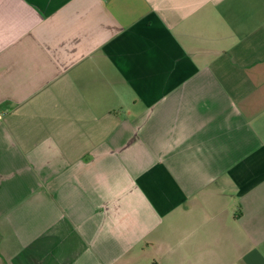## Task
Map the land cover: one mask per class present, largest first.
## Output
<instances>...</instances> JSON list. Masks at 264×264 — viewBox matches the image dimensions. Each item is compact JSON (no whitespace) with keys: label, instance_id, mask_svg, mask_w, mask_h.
Segmentation results:
<instances>
[{"label":"crops","instance_id":"0c3cea01","mask_svg":"<svg viewBox=\"0 0 264 264\" xmlns=\"http://www.w3.org/2000/svg\"><path fill=\"white\" fill-rule=\"evenodd\" d=\"M0 264H264V0H0Z\"/></svg>","mask_w":264,"mask_h":264},{"label":"built area","instance_id":"2783aa9c","mask_svg":"<svg viewBox=\"0 0 264 264\" xmlns=\"http://www.w3.org/2000/svg\"><path fill=\"white\" fill-rule=\"evenodd\" d=\"M4 119V114L0 112V122Z\"/></svg>","mask_w":264,"mask_h":264}]
</instances>
